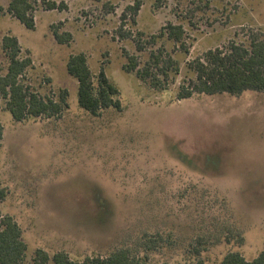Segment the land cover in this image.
<instances>
[{
	"label": "rangeland",
	"instance_id": "1",
	"mask_svg": "<svg viewBox=\"0 0 264 264\" xmlns=\"http://www.w3.org/2000/svg\"><path fill=\"white\" fill-rule=\"evenodd\" d=\"M54 1L66 7L36 5L31 30L0 0V64L7 66L2 38L17 37L32 59L26 83L55 100L66 90L69 105L59 117L16 122L0 98V219L10 215L22 229V264H32L39 248L78 261L120 246L134 251L142 234L156 231L164 244L140 255L145 264H174L196 231L214 222H236L245 243L209 247L207 264L229 251L257 257L264 247V93L176 94L188 62L246 44L251 31L264 37V0H164L160 7L138 0L137 15L125 12L137 0ZM170 23L184 26L187 53L161 36L150 41ZM52 25L71 33V42L59 44ZM161 46L180 68L169 72L166 91L124 70L128 54L142 67ZM78 53L95 78L103 69L117 85L120 110L93 116L79 106L78 82L67 70Z\"/></svg>",
	"mask_w": 264,
	"mask_h": 264
},
{
	"label": "trees",
	"instance_id": "2",
	"mask_svg": "<svg viewBox=\"0 0 264 264\" xmlns=\"http://www.w3.org/2000/svg\"><path fill=\"white\" fill-rule=\"evenodd\" d=\"M164 0H156L155 5L161 6ZM36 5L44 10H63L64 1L54 0H9L7 12L22 23L26 28L34 30V12ZM140 2L137 0L126 11L137 15ZM3 8L0 6V13ZM124 17V15H122ZM52 33L59 44H68L72 40L69 32H60L58 25H52ZM122 38H129L130 33H124L119 28ZM185 28L182 24H168L159 35L151 37L155 43L160 36L179 46L183 53L188 52L185 44ZM246 44L231 42L225 49L209 50L202 56L188 62L185 80L179 85L176 97L178 100L190 99L195 94L217 95L229 94L239 96L247 91L264 93V37L251 33ZM165 46V45H164ZM161 46L151 51L148 60L138 67L139 58L127 55V65L124 70L134 73L143 83L154 90L166 91L169 72L180 71L178 62ZM138 50H142L137 41ZM1 49L7 57V66L0 64V98L4 101V110L11 113L16 122L41 117H59L67 110V92H60L59 100L49 96H40L31 85L25 81L28 70L32 67V59L22 54L20 42L13 35L2 38ZM68 73L78 82L79 106L93 116L121 107V92L110 80L103 69L97 78L92 74L84 53L71 55L67 63ZM4 127L0 122V141L3 139ZM224 221V220H223ZM221 221V222H223ZM197 230L193 240L185 246L180 261L174 264H207L203 253L211 246L233 244L242 246L245 243L243 230L236 222H214ZM161 231L142 234L134 251L130 246H120L105 255L86 257L82 261L73 260L65 251H57L52 256L46 250L39 248L34 251L32 264H145L147 256L159 250L164 244ZM191 237V239H192ZM28 246L22 239V229L15 219L2 216L0 219V264H22ZM141 254V255H140ZM159 264H172L168 261ZM219 264H264V247L252 260H247L239 251H229Z\"/></svg>",
	"mask_w": 264,
	"mask_h": 264
}]
</instances>
